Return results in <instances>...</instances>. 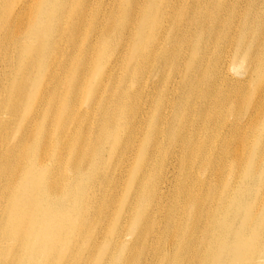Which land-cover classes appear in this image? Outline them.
Listing matches in <instances>:
<instances>
[{
  "label": "bare ground",
  "instance_id": "obj_1",
  "mask_svg": "<svg viewBox=\"0 0 264 264\" xmlns=\"http://www.w3.org/2000/svg\"><path fill=\"white\" fill-rule=\"evenodd\" d=\"M112 1L108 15L97 10L104 0H17L0 12V42L14 46L5 61L18 64L0 75V264H264V123L253 136L264 80H252L264 75V62L260 70L252 63L264 42V0H249L245 20L235 21L242 44L233 60L209 57L227 41L215 32L198 45L210 16L198 0H165L164 12L156 15L155 8L129 39L133 5L122 17ZM238 1L216 0L214 9L236 15ZM219 16L215 30L229 29L232 21ZM96 32L99 46L119 48L114 68L129 59L126 74L142 77L157 59L174 79L156 101H141L146 83L136 95L111 87L101 97L107 66L87 95L90 111L97 104L103 114V130L90 135L82 120L75 127L71 111ZM134 41L139 46L132 50ZM233 65L243 66V80L223 78ZM61 83L69 95L61 97L59 116L54 102ZM142 123L148 126L124 187L127 198L108 221V205L96 206L98 199L107 201L98 188L106 175L99 170L113 164L111 177L117 169L121 174ZM101 144H110L118 160L109 164ZM119 179L105 187L118 188Z\"/></svg>",
  "mask_w": 264,
  "mask_h": 264
},
{
  "label": "rangeland",
  "instance_id": "obj_2",
  "mask_svg": "<svg viewBox=\"0 0 264 264\" xmlns=\"http://www.w3.org/2000/svg\"><path fill=\"white\" fill-rule=\"evenodd\" d=\"M164 1L165 0H135L134 2H132L131 0H115L114 1L115 5L118 4L120 9H121V12L123 11L122 17L125 15L124 11H126L131 5H133V7L131 9L132 14H133L132 23H131V27H129V29H128V32L125 34V38L129 39L136 31H138L141 27V25L139 23L140 22L145 23V21L148 19L149 15H151V13L153 12V10L155 8H156L155 9L156 15L159 13V11H162V13H163L165 10ZM188 1L189 0H187L184 4H186ZM192 1L194 2L196 0H192ZM248 1L249 0H239L237 2V5L240 7V12H238L235 15V13H233V12L227 13V11H225L223 13H221V11H219L217 13L214 9V5L216 4V0H198V8L200 7V4H201V5H204L203 7L207 6L210 10L209 11L210 16L208 17L209 19L207 20V28L205 30H203V32L199 31L198 45L200 44V46H201L203 42L207 41V39L211 36V34H214V32L216 34V37L220 36V39L227 38V41L223 42V50L220 54H217V52H214L213 50H209V53H210L209 57L210 58L215 59L217 55H224L225 54L233 60L235 58V56L238 55V51H239L240 45L242 44V40L239 39L240 35L239 34L237 35L238 30H237L236 25L234 23L236 20H239V21L245 20V11L244 12H242V11L245 10V8L248 4ZM111 3H113L112 0H104L103 9L102 10L97 9V10L104 12L105 15L106 14L108 15L111 11L110 10ZM184 4H183V7H184ZM12 5H18L17 0H0V12L9 11V6L11 7ZM74 7H76V5H74ZM203 7H201V8H203ZM31 11L36 12L37 11L36 7L31 6ZM218 14L220 15L219 18L222 21H224L226 17L232 21L229 29L227 27H221L217 31L215 30V25H216V21L218 18L217 17ZM163 23H164V21H161V24H163ZM138 24H139V27L137 30L136 27L138 26ZM162 26L165 27L164 25H162ZM2 35H3V33L1 31V26H0V39H1ZM226 35H227V37H224ZM236 35H237V39L235 38V42H234L232 40H233V37H235ZM98 37H100L99 33L96 32V34L92 37V41L95 44V47H94V49H91L89 51L88 63H85V65H83V70L80 71L79 77L76 80L77 83L80 84V91H79V94L77 97L75 95L76 98H74V99H76L77 102L73 107L74 110L71 111V114H75V116H77L76 119H78L77 122H75V127H77L78 122L82 120V127H85L88 124V132L90 133V135L95 133V132H100L103 130V129H100L98 126V122L100 121V118L103 114L100 113L101 108H100V105H97V104H93V107H92L93 111L92 112L90 111V109L88 108V105H87L88 101H86L87 95H88V93L91 92L90 89L95 86L94 84L97 82L98 77L101 75V73L103 71H105V68L107 66H108L107 69L109 68L110 73H109V76L106 75V77H104V79H103V81L105 80V87L99 93L101 97H103L105 94L108 95L111 87H113V89H115L116 93H119V94L136 95L138 86L143 84V83H146V87H145L146 91H144L142 93L141 98H140L141 101H146V100L156 101V100H159V97H158L159 91H161L163 93H165V92L168 93L167 92L168 84L172 79H174L173 78L174 75L170 74L171 72H169L168 69H165L163 65H159L157 59H156V62L154 61L152 64L147 65L144 68V72H143L142 77L139 75H136L134 73L132 74V76H130L128 73L126 74V66L129 62V59L127 60L125 65H123L122 67H121V65H117L116 68H114L113 63H114V60L117 58V53L120 51L119 48L114 46V44H113V46L110 44L108 47H106V49H105V47L99 46V44L97 42ZM202 38H203V41L201 42ZM241 39H244V37ZM238 40H240V41H238ZM81 41H82V37H80V42ZM194 42L197 43L196 40ZM237 43H240V44L237 45ZM188 44L184 45V47H187ZM82 45L86 46L85 43H82ZM138 46H139L138 41H134V44L132 46V50L134 48H138ZM233 46H235V47L238 46V48L235 49V47H234V50H233ZM190 47H191V45L186 50H190ZM195 47L192 49V51L195 49ZM13 48H14V46L11 45L8 49H5L4 46L2 45V43L0 42V75L2 74V72L8 73L9 72L8 67L9 66L11 67V64L14 66V68L18 67L16 60H14L10 64H8L5 61L6 58L11 54V52L8 53L9 49L12 50ZM134 52H132V54ZM123 53H124V55H126V57L130 56V54H131L130 51L129 52L127 51V48H124ZM256 54L259 56V58L253 59L252 63H253V67L256 65V67L258 66L257 70H260V65H261V63L264 62V42H262V45L260 47V51L256 52ZM131 58H132V56H131ZM60 59L62 62H66L68 60L66 55L60 56ZM7 61L9 62L10 60H7ZM103 61L106 65L104 63H102ZM180 64H181V62H180ZM244 72H245V69L243 68V66L240 67V66H234L233 65V67L230 68L229 73L226 74L223 78L226 80H228V78H230L231 80H236V79L243 80L244 79ZM155 77H156V80H155ZM160 78H164L166 80V84H164V85H162L163 83L159 84L158 82H159ZM252 80H253V83H254V81L255 82H259L261 80L263 81L264 75L261 76L260 78L259 77H252ZM152 84L153 85L154 84L160 85V86L154 87V86H152ZM151 87H153V88L151 89ZM252 87H254V85H252ZM55 89H56V92L58 93L57 99L54 102L55 112L57 111L58 115L60 116V115H62V111L64 110V107L61 103V97L69 95L68 94V87L66 85H64L63 83H61ZM253 97H254V88L251 89L250 91H248V101L249 100L251 101ZM145 116H146V114L144 115L143 119H146ZM243 116H245L244 109H243V107H240L239 112H238V117H243ZM257 118H258V121L261 120V123H260L259 128L253 134L254 137H256L257 133H259L261 131V129H262L261 124L264 123V100H262L261 110H260V112L257 113ZM223 122L225 125H227V122H225L224 120H223ZM144 124L142 123V125H141L142 127H139V129H138L139 135L134 134L131 137V143L129 146L130 151L128 153L130 155L129 156L127 155V157L125 158L127 160L125 163L126 166L121 171V174H118L119 169H117V171L114 173V175L112 174V177H111V173L109 171L112 168L113 164L110 167H108V171L104 170L102 168H100V170H99L100 175H106V178L103 179L104 181L98 182V188L103 192L101 194V197L103 195L107 196V198H106L107 201H105L104 199L103 200L98 199L96 202V206L100 207V205H102V203L103 204L105 203L106 205H108V208H107L108 221H111L116 216H119L120 205L122 207L123 204L125 203L126 198H127L126 189L124 190V187H125L126 183H128L129 180H132V173H133V170L135 169L136 164H137L136 163L137 159H135L136 154L142 152V143H143L142 140H143V137L146 133L145 128L148 126V125H144ZM72 126H74V124H72ZM225 131H226V128H225ZM127 137H128L127 134H123L121 136V139L124 140ZM144 140H145V138H144ZM99 146H100V144H99ZM101 148H103V150H104V156L103 157H105V159H107L109 161V164L114 159L118 160V157H119L118 152H115L113 154H109L110 144H101ZM158 150H159V148L157 147V151ZM155 154H157V153L155 152ZM90 157H91V161L94 162L95 161L94 157L93 156H90ZM152 165L153 166L151 168H153L154 170L157 171L158 168L155 165V162H153ZM118 175L120 176L119 180H120L121 185L118 186V188H114L113 186L111 188H106L105 187L106 183L109 181L112 182L113 180H117ZM154 178L155 177H150L148 179V183L154 182ZM172 185H174V184H172ZM126 188H127V186H126ZM145 204L146 205L144 206V209L147 207V209L149 210L151 202L149 201L148 203H145Z\"/></svg>",
  "mask_w": 264,
  "mask_h": 264
}]
</instances>
